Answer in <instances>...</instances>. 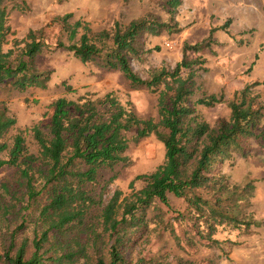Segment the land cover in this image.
Listing matches in <instances>:
<instances>
[{"label": "trees", "instance_id": "16d2710c", "mask_svg": "<svg viewBox=\"0 0 264 264\" xmlns=\"http://www.w3.org/2000/svg\"><path fill=\"white\" fill-rule=\"evenodd\" d=\"M6 1L0 0V88L18 92L45 89L52 70L39 68L36 57L51 46L30 29L4 50L10 33ZM180 3L166 0L173 10ZM71 17V13H64L51 20L65 32L68 42L57 39L53 48L72 52L82 63L94 62L120 71L133 89L158 92V119L138 117L110 92L95 98L60 96L51 103L48 123L31 127L37 146L31 152L23 131L7 141L16 119L5 101L0 102V167L16 168L17 187L23 188L27 202L39 206V228L34 230L30 245L25 237L17 241V230L8 232L2 240L0 263L195 264L183 258L171 262L161 255L130 256L128 249L149 235L151 221L189 251L200 242L223 247L225 241L214 238L217 227L243 226L248 230L251 225L260 226L243 210L250 205L251 181L231 184L226 174L216 170V164L231 153L244 156L249 139L264 141V101H257L259 96L251 89L258 82L234 91L227 102L228 117L210 125L197 113L196 106L223 103L224 95H202L191 100L197 89L192 66L203 63V59L188 60L185 54L187 50L210 47V34L192 45L184 43L183 56L173 68L161 66L142 77L130 63V58L138 55L139 37L144 32L156 34L159 28H169L167 23L141 16L123 26L114 22L113 29L92 34L87 23L70 22ZM227 24L228 20L223 27ZM78 28L82 29L79 35ZM184 69H188L185 75ZM62 85L71 91L64 81ZM150 135L164 146L162 163L154 171L135 177L144 181L141 188L133 187V179L127 195L122 197L118 189L108 192L113 177L103 180V174L125 162L130 142L137 144ZM3 187L11 199H18V193ZM169 195L184 202L185 209L173 208ZM9 206L8 200L0 199L3 215Z\"/></svg>", "mask_w": 264, "mask_h": 264}, {"label": "rangeland", "instance_id": "374dc122", "mask_svg": "<svg viewBox=\"0 0 264 264\" xmlns=\"http://www.w3.org/2000/svg\"><path fill=\"white\" fill-rule=\"evenodd\" d=\"M6 4L10 33L4 50L10 48L13 39L23 38L30 29L51 46L36 57L39 68L52 70L45 89L29 88L18 92L0 88V102L5 101L9 113L16 119L6 139L10 143L18 131H23L31 152L37 149L31 127L36 124L44 127L48 123L52 113L51 103L60 96L75 99L86 95L95 98L110 92L123 105L130 106L138 117L158 119V92L133 89L120 71L99 67L94 62L82 63L72 52L53 48L57 39L68 43L65 32L51 21L64 13L72 14L70 22L81 20L87 23L92 34L102 29H113L114 22L123 26L141 16L167 23L169 28H159L156 34L144 32L139 37L138 55L131 57L130 63L142 77H147L161 66L173 68L183 56V44L192 45L208 38L210 26L214 28L208 38L210 47L197 52L187 50L185 53L188 60L203 59V63L192 66L197 89L191 100L202 95L223 93L224 101L211 107L197 105V113L210 125L219 118H227L230 113L227 102L233 92L253 82L258 84L252 85V93L259 96L257 101H264V0H181L174 10L168 8L166 0H7ZM226 20L228 24L224 28ZM228 27L230 30H227ZM81 32L82 29L78 28V35ZM229 32L232 35H228ZM187 71L184 69L183 75ZM63 81L71 87V91H66ZM261 124L264 126V118ZM245 144L248 150L244 156L233 152L222 163L216 164V170L226 174L231 184L242 185L251 181L250 205L243 210L254 221L260 222V226L251 225L248 230L243 226L217 227L214 238L225 241L223 247L200 242L189 251L177 245L168 232H162L155 227V221H151L149 235L131 245L128 249L130 256L161 255L171 262L183 258L193 260L195 264H264V141L256 143L249 139ZM124 155L125 162L103 174V180L113 177L107 187L108 192L118 189L122 197L131 191L129 183L137 175L150 173L162 163L164 146L155 135H150L137 144L130 142ZM17 179L16 168L0 167V199L5 198L12 205L4 215L0 210V251L8 232L17 230V241L25 237L30 245L34 230L39 228L36 223L39 206L35 202H27L22 195L23 188L17 187ZM143 185L142 179H135L133 183L135 189ZM3 186L12 193H18V199H11V194ZM169 197L173 208L185 209L184 202L172 195ZM184 228L185 225H182Z\"/></svg>", "mask_w": 264, "mask_h": 264}, {"label": "crops", "instance_id": "0c3cea01", "mask_svg": "<svg viewBox=\"0 0 264 264\" xmlns=\"http://www.w3.org/2000/svg\"><path fill=\"white\" fill-rule=\"evenodd\" d=\"M211 26H213V27H214L215 25H214V24H212ZM231 26H233V23H231ZM218 27H219V29L221 30V28H220L219 24H218ZM235 28H237V29L239 30V28H238V25H237V24H235ZM208 29H210V30H209V31L207 30V32H208V33H207V37H208V35L210 34V31H211V29H214V28H211V27L209 26V27H208ZM227 30H230V27H228V28H227ZM222 31H223V30H222ZM222 33H225V32H222ZM226 34H227V33H226ZM226 34H225V35H226ZM228 35H232V33H230V32H229V33H228ZM239 37H240V36H239ZM244 37H245V36H244ZM204 39H205V38H204ZM202 40H203V39H202ZM200 41H201V40H200ZM216 41H217V40H216ZM210 44H211V42H210Z\"/></svg>", "mask_w": 264, "mask_h": 264}, {"label": "built area", "instance_id": "2783aa9c", "mask_svg": "<svg viewBox=\"0 0 264 264\" xmlns=\"http://www.w3.org/2000/svg\"><path fill=\"white\" fill-rule=\"evenodd\" d=\"M166 46L170 47V44L168 42H165Z\"/></svg>", "mask_w": 264, "mask_h": 264}]
</instances>
